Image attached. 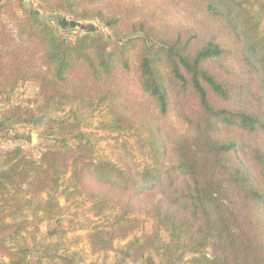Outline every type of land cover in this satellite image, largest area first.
<instances>
[{
    "label": "trees",
    "instance_id": "obj_1",
    "mask_svg": "<svg viewBox=\"0 0 264 264\" xmlns=\"http://www.w3.org/2000/svg\"><path fill=\"white\" fill-rule=\"evenodd\" d=\"M36 1L46 13L97 21L118 40L89 30L67 39L24 0H0V96L39 87L37 112L4 111L0 140L12 122L65 113L48 122L53 144L39 158L22 148L2 156L0 264H27L25 215L54 219L62 180L66 200L85 197L96 218L115 213L87 234L93 254L117 251L133 264L187 256L188 264H264V0ZM152 5L200 17L206 33L162 23ZM229 54L237 70L226 64ZM100 112L98 131L131 137L120 144L122 167L98 159L85 130ZM170 113L179 131L165 123ZM148 223L151 231L137 237Z\"/></svg>",
    "mask_w": 264,
    "mask_h": 264
},
{
    "label": "rangeland",
    "instance_id": "obj_2",
    "mask_svg": "<svg viewBox=\"0 0 264 264\" xmlns=\"http://www.w3.org/2000/svg\"><path fill=\"white\" fill-rule=\"evenodd\" d=\"M4 1V0H1ZM26 7L35 12L36 16L42 20L49 22L56 28L59 34L67 39L75 40L85 31L89 30L96 35L104 36L108 41H117L118 37L112 35L103 25L97 21H78L70 16L60 13H46L41 8L36 0H24ZM143 5V4H142ZM149 10H155L158 19L162 23L173 25L175 27L188 29L194 33L203 36L206 33V26L201 22L200 17H194L180 9H159L158 6L152 5ZM9 24V28L13 33L16 32L15 23L4 18ZM264 27V22L262 23ZM226 64L237 70L238 63L231 54L225 56ZM39 87L34 83H27L18 86L14 91L0 96V117L7 109L11 107H21L22 109L31 108L37 112L39 104ZM52 113L53 119H62L64 112L49 111ZM41 115L37 113V116ZM105 112L96 114L93 118L86 121L87 127L85 130L92 138L95 145L96 157L100 160H109L118 166L122 167L123 162L119 160V156L124 155L120 144L123 141H131L129 136H116L98 131L100 122L105 120ZM42 127L34 128L32 124L22 122H12L8 136L0 140V168L3 163V154L15 148H22L27 155L39 158L48 148L49 144H53V137L46 132L48 122ZM165 123L168 124L173 131H179L182 123L170 113L166 118ZM37 131V141L32 143V133ZM3 135V134H1ZM133 141V139H132ZM259 144L264 149V140L259 138ZM137 162L140 166L144 165L146 157L137 154ZM249 151L241 154V158L245 165H248L247 158ZM128 161V157H125ZM147 162V160H146ZM68 177V176H67ZM61 187L58 192L54 193L55 201L59 205L58 214L50 221H44L41 214H34L33 209L27 211L25 217L31 221L30 233L24 235L20 240L28 249L27 264H61V261L56 256L65 257L73 260L74 264H133L128 260H122L121 255L117 251L107 253L93 254L90 243L87 238L89 231L95 226L107 224L115 213L111 212L105 217L96 218L90 211L91 202L85 197H80L74 201L66 200L62 191L66 187V181H61ZM44 195L42 199H45ZM152 229L151 224H146L143 230H140L135 235L143 237ZM160 236L164 243H169L168 234L162 230ZM131 236L125 241H116L115 249L125 248L126 244L133 240ZM190 256L185 258V261L179 264H188Z\"/></svg>",
    "mask_w": 264,
    "mask_h": 264
},
{
    "label": "water",
    "instance_id": "obj_3",
    "mask_svg": "<svg viewBox=\"0 0 264 264\" xmlns=\"http://www.w3.org/2000/svg\"><path fill=\"white\" fill-rule=\"evenodd\" d=\"M50 119H53L51 112L41 114V115L35 117V119L32 123V126L34 128L45 126L46 120H50ZM36 141H37V131L34 130L32 133V143L34 144V143H36Z\"/></svg>",
    "mask_w": 264,
    "mask_h": 264
}]
</instances>
